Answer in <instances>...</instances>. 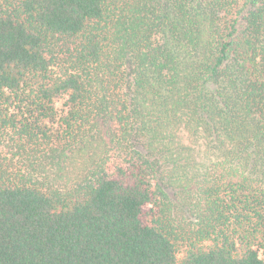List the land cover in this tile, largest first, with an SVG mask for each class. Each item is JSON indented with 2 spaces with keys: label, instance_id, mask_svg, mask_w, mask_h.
<instances>
[{
  "label": "trees",
  "instance_id": "1",
  "mask_svg": "<svg viewBox=\"0 0 264 264\" xmlns=\"http://www.w3.org/2000/svg\"><path fill=\"white\" fill-rule=\"evenodd\" d=\"M0 264H264V0H0Z\"/></svg>",
  "mask_w": 264,
  "mask_h": 264
},
{
  "label": "rangeland",
  "instance_id": "2",
  "mask_svg": "<svg viewBox=\"0 0 264 264\" xmlns=\"http://www.w3.org/2000/svg\"><path fill=\"white\" fill-rule=\"evenodd\" d=\"M56 105H57L58 109H60L61 108V105H62V100H58L56 102Z\"/></svg>",
  "mask_w": 264,
  "mask_h": 264
}]
</instances>
